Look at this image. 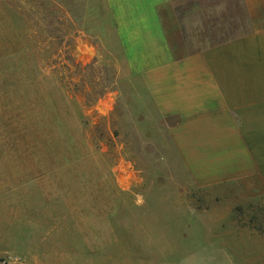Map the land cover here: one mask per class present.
<instances>
[{"label":"rangeland","instance_id":"374dc122","mask_svg":"<svg viewBox=\"0 0 264 264\" xmlns=\"http://www.w3.org/2000/svg\"><path fill=\"white\" fill-rule=\"evenodd\" d=\"M199 135L131 74L105 0H0V192L50 209L63 264H264V198L207 186Z\"/></svg>","mask_w":264,"mask_h":264},{"label":"crops","instance_id":"0c3cea01","mask_svg":"<svg viewBox=\"0 0 264 264\" xmlns=\"http://www.w3.org/2000/svg\"><path fill=\"white\" fill-rule=\"evenodd\" d=\"M105 4L129 71L142 78L159 114L191 121L200 133L197 141L204 127L207 186L237 192L239 204H262L264 0ZM215 19L219 28L225 24L216 34L220 41ZM235 29L248 31L231 34ZM13 195L0 192V256L17 255L19 264H63L69 249L46 245L54 238L50 209ZM9 202L15 207L10 212ZM232 230L247 232L234 225ZM249 230L264 246V231Z\"/></svg>","mask_w":264,"mask_h":264},{"label":"built area","instance_id":"2783aa9c","mask_svg":"<svg viewBox=\"0 0 264 264\" xmlns=\"http://www.w3.org/2000/svg\"><path fill=\"white\" fill-rule=\"evenodd\" d=\"M17 262H19V258L15 256H0V264H16Z\"/></svg>","mask_w":264,"mask_h":264}]
</instances>
